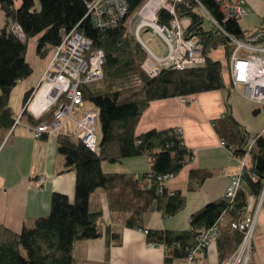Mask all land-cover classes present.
<instances>
[{
    "label": "trees",
    "instance_id": "obj_1",
    "mask_svg": "<svg viewBox=\"0 0 264 264\" xmlns=\"http://www.w3.org/2000/svg\"><path fill=\"white\" fill-rule=\"evenodd\" d=\"M88 1L21 0V5L16 8L14 0H0L6 17L0 32V130L9 131L16 119L10 107L13 88L33 73L28 61L30 39L37 38V54L46 57L65 34L77 26L79 32L92 40L93 49H102L105 53L103 77L81 86L85 102L99 114L100 151L91 150L76 138L74 128L64 127L58 133V150L65 157L62 171L76 173L75 200L71 202L66 194L55 192L50 213L36 219L32 226L25 225L20 232H14L0 224V264H75L76 242L104 235L100 230L104 213L98 198H94L95 193L107 194L114 224V227L108 225L105 231L107 253L113 244L120 243L123 227L143 228L145 212L159 210L165 217L180 212L186 204L185 193L170 192L165 183L160 192L158 178L179 173L193 159V151L185 144L181 130L176 128L152 129L137 135L139 120L154 100L232 88L226 86L223 63L214 60L210 53L224 48L229 60L235 44L216 26L205 28V17L195 0H183L178 4L177 12L192 18L188 36L201 37L205 63L191 69L167 68L156 77L149 76L143 69L147 53L129 33L126 20L116 27L99 28L88 14ZM145 1L127 0L129 16ZM199 1L219 19L227 32L247 40L249 31L237 18L224 22V15L215 0ZM159 18L168 22L171 15L161 10ZM15 23L22 27L24 39L13 33L11 28ZM33 91L31 88L25 93L24 108ZM51 117L52 113H49L40 121H49ZM227 117L240 129L236 135L235 129L229 128L233 143L230 148L234 149V155L243 157L250 139L232 115ZM21 118L34 123L26 110ZM142 155H146L150 163V171L143 174L103 170L104 161L117 162ZM248 163L244 187L233 203L225 198L208 203L192 214L191 229L188 230L147 231L149 243L164 246L166 263L187 258L189 249L197 244L199 231L210 228L220 219V236L216 243L219 261L223 264L233 255L241 241V233L232 227V223L244 213L249 195L259 199L264 188V133L254 136ZM211 175L212 170L193 169L189 188H199Z\"/></svg>",
    "mask_w": 264,
    "mask_h": 264
},
{
    "label": "crops",
    "instance_id": "obj_2",
    "mask_svg": "<svg viewBox=\"0 0 264 264\" xmlns=\"http://www.w3.org/2000/svg\"><path fill=\"white\" fill-rule=\"evenodd\" d=\"M250 2L249 13L254 11L259 16L260 12H264V0ZM14 3L18 8L21 0H14ZM5 23V13L0 6V32ZM32 39L35 41L33 49L36 48L37 51V38ZM167 49H161L160 53H167ZM220 50V54L215 55L216 49L210 56L223 63L226 52L224 48ZM28 61L33 67L32 75L20 80L11 92L10 107L16 117L24 111L23 103L20 106L22 96L29 89H36L48 66L49 58H40L38 54L32 57L28 50ZM223 75L226 86L230 87L224 67ZM87 107L90 106L87 104ZM80 114L79 111L75 112L76 117ZM227 115H232L243 126L251 140L264 133V105L246 97L242 87L152 101L139 120L136 134L140 135L152 129L181 130L185 144L193 151L194 156L165 184L169 190L183 191L186 204L180 212L169 217L163 216L159 210L145 212L143 228L123 227L120 243L113 244L107 253L105 231L108 225L114 227V224L107 194L95 193L94 198H98L104 213L100 224L104 235L77 241L74 247L75 264H188L186 258L166 263L164 246H150L147 231L191 229L193 213L208 203L223 198L230 177L240 171L239 158L230 148L233 143L229 128H234L233 133L236 135L240 129ZM22 122L29 121L22 118ZM66 127L74 128V125L69 123ZM221 137H225L226 145H221ZM64 162L65 157L58 150V135L35 139L32 131L22 124L17 125L10 134L7 130H0V224L14 232H20L25 225L32 226L36 219L50 213L55 192L66 194L73 202L76 173L63 172ZM102 167L105 172L143 174L150 171L146 155L124 158L117 162L104 161ZM193 169L213 171V175L207 177L195 190L189 188L190 172ZM41 177L46 178V181L39 187L36 181ZM256 201L257 198L249 195V204L254 206ZM252 263L264 264V203L257 220ZM192 264H221L217 246L203 252Z\"/></svg>",
    "mask_w": 264,
    "mask_h": 264
},
{
    "label": "built area",
    "instance_id": "obj_3",
    "mask_svg": "<svg viewBox=\"0 0 264 264\" xmlns=\"http://www.w3.org/2000/svg\"><path fill=\"white\" fill-rule=\"evenodd\" d=\"M203 16H208L214 26L227 35L235 44V49L228 61L230 85L242 87L244 94L250 100L264 105V12H260V24L249 31L247 40H241L236 35L227 32L219 19L199 0H195ZM224 15V22L230 18L239 21L249 13L250 0H215ZM183 0H146L137 12L129 16L127 0H89L88 14L99 28L116 27L123 20L129 33L141 44L147 57L142 67L151 77L158 76L164 69H191L203 65L206 57L203 54L201 37L188 36V30L193 20L190 16H180L177 6ZM161 10H166L171 18L162 22L159 18ZM12 31L17 36L25 38L22 27L15 23ZM151 31L152 36L144 41L143 31ZM158 37L168 48L166 54L154 53L148 48L152 37ZM245 55H240L241 51ZM52 56L36 89L33 91L24 110L33 122L23 123L17 116L8 134L17 125L29 128L35 139L55 136L69 123L74 125L75 137L80 139L93 151H100L97 137L99 129V114L93 107H87L81 86L103 77L105 53L102 49H93L92 40L78 31L77 26L70 29L63 40L53 47ZM183 101L186 99L183 98ZM79 111V117L75 112ZM52 113L49 121H40L45 115ZM36 121H40L35 123ZM221 145L226 140L221 138ZM253 146L251 140L243 157H239L240 171L230 177L223 198L233 203L239 190L244 187V173H249L248 157ZM233 153H234V149ZM172 174L160 176L162 192L165 183ZM46 178L41 177L36 182L41 187ZM170 192H173L170 190ZM264 203V188L254 206L247 204L244 213L232 223V227L241 233V241L233 255L223 264H252L256 239L257 220L261 206ZM221 220V219H220ZM207 229H201L197 236V244L189 249L188 264L196 261L197 257L216 245L220 236L219 223ZM157 246L156 243H149Z\"/></svg>",
    "mask_w": 264,
    "mask_h": 264
},
{
    "label": "rangeland",
    "instance_id": "obj_4",
    "mask_svg": "<svg viewBox=\"0 0 264 264\" xmlns=\"http://www.w3.org/2000/svg\"><path fill=\"white\" fill-rule=\"evenodd\" d=\"M37 7H40V2H37ZM204 17H205V22H204L205 28L213 29L214 28V24L212 23L211 19L208 18V16H204ZM259 21H260V17L257 15V13L255 14V12L252 11L250 14H248L247 16H244V17H242L240 19V24H241V26L244 29L252 30L258 25ZM151 36H152L151 31H147V32H146V30L143 31L142 38H143L144 41H148L147 39H149ZM34 43H35V41L33 39H30L29 42H28L29 55L32 56V57L34 55H37L36 48H35V50L33 49V44ZM147 45H148V48L151 51H153L155 54L156 53H160L161 49H167L166 46H164L162 40L159 39L156 36L152 37L151 40H149ZM220 51H221L220 48H218L217 51L214 52L215 55L216 54H220L221 53ZM52 53H53V51L51 50L46 57L49 58L50 56H52ZM164 54H166V52H164ZM245 54L246 53L243 50L240 52V55H245ZM40 58H41V56H40ZM42 58H44V57H42ZM226 58L223 61V67H224V74L226 75V77H227V79L229 81L228 61H227ZM23 97H24V95L22 96V99L20 101V106L21 107H22V103H23ZM101 136H102V134H101V130L99 128L98 131H97V137L99 139V143H100ZM250 140H251V138H250Z\"/></svg>",
    "mask_w": 264,
    "mask_h": 264
}]
</instances>
